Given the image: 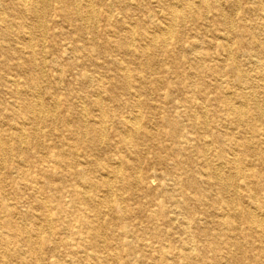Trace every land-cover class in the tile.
<instances>
[{
	"label": "bare ground",
	"instance_id": "obj_1",
	"mask_svg": "<svg viewBox=\"0 0 264 264\" xmlns=\"http://www.w3.org/2000/svg\"><path fill=\"white\" fill-rule=\"evenodd\" d=\"M114 1L120 8V21L124 22L131 16L128 8L123 6V0ZM183 1L190 10L196 5L193 0ZM5 3L0 0V51L12 57L17 73L0 72V84L7 86L13 98V103L6 108L9 129L2 125L0 128V264H130L124 252L136 258L138 249L148 252L144 256L151 264H181L182 261L183 264H223L224 254L231 256L233 261L239 255L233 253V247L236 244L235 223L241 220L264 241V218L258 216V210L264 208V199L262 202L259 196L264 192V185L252 182L255 174L246 173L247 168L242 164L250 157L251 165L261 162L264 170V152L260 155L264 145V109L253 89L257 77L251 79L244 75L245 54L230 55L227 70L239 83L247 79L253 91L238 89L233 96L216 84V95L211 99L212 91L200 79L190 85L192 94L185 95L188 90L183 84L176 85L168 77H154L157 74L154 66L160 62L154 64L157 54L153 49L157 48L161 34L150 31L149 22L143 18L131 23L128 36L121 23H116L113 31L118 40H110L104 47L109 56L107 63L115 68L121 95L108 91L110 81L98 89L93 86L88 95L66 93L63 102L68 108L59 111L55 104L60 97H54L52 106L45 103V94L50 92L56 96L58 91L53 87L54 90L49 91L41 87L49 80L43 70L46 57L40 60L35 55L32 38L25 36L32 25L25 20L28 16L47 17L40 4L57 3L66 21L72 23L77 37L82 39L85 31L79 22H92V3L87 2L86 11L81 8V0H11L9 5ZM164 4L171 22L165 30L161 28L162 35L166 41L174 37L176 43H180L182 40L174 28L182 12L170 7V2ZM108 8L110 16L115 5ZM11 9L24 20L18 27L10 20L15 16L10 13ZM251 11L257 12V9L247 8L243 14L249 15ZM245 22L246 18L241 17L242 25L234 32L237 44L246 48V53L255 51L252 56L258 59L257 68L264 72V39L261 38L264 26L256 23L253 29ZM135 26H139L138 31ZM93 36L96 45L93 55L88 54L86 46L79 48V52L86 51L88 62L101 69L104 66L96 62L98 36L95 32ZM55 47L54 41L50 47L52 54ZM120 51L138 64V85H133L125 67H118L110 60ZM198 58L194 59L199 64L196 70L203 72L204 77L209 70L216 76L215 83L224 77V70L220 73L216 67H207L203 57ZM214 60L211 56L210 61ZM50 61L55 64L59 59L54 57ZM172 63L174 67L169 71L178 75L175 71L178 58ZM6 65L0 63V66ZM160 66L167 70L164 65ZM79 79L82 85L93 84L88 74H80ZM260 86L264 90V84ZM118 97L121 99L116 105H111ZM235 98L244 101L236 103ZM75 104L78 107L71 108ZM214 106L216 110L210 111ZM219 112L223 113L220 117ZM208 114H212V122L207 120ZM41 125L49 131L45 133L52 140L47 147L37 137ZM28 126L32 127L31 133H28ZM236 130L244 136L241 141L236 139ZM260 137L262 142L254 143L253 140ZM161 139L169 144H162ZM156 140L161 144L157 145L158 150L167 153V156L156 154L168 173L160 176L161 199L145 210L144 216L151 225L139 227L131 222L134 212L129 201L139 188L149 189L152 183L142 176L139 163L132 162L130 156H140L141 148L152 147ZM215 145L219 152L213 154L210 147ZM201 147L205 149L199 150ZM239 151L244 155L241 160ZM32 153L34 159L30 160ZM217 161L229 169L226 176L222 165L215 163ZM45 163L52 170H45ZM32 169L37 171L38 179L43 180V187L33 186L41 181L32 178ZM237 177L244 181L246 192L240 191L241 186L235 182ZM54 181L58 184L54 185ZM8 182L13 183L16 190H22L24 182L27 183L33 196L20 203H31L42 209L38 220H33L37 217L29 211H20V203L13 201L20 192L12 193L11 197ZM27 221L31 223L26 224ZM204 221L212 228L203 229ZM162 222L174 232L164 231ZM223 239L229 250L221 247ZM246 259L252 264H262L258 256Z\"/></svg>",
	"mask_w": 264,
	"mask_h": 264
},
{
	"label": "rangeland",
	"instance_id": "obj_2",
	"mask_svg": "<svg viewBox=\"0 0 264 264\" xmlns=\"http://www.w3.org/2000/svg\"><path fill=\"white\" fill-rule=\"evenodd\" d=\"M4 1L6 2L5 5H9L11 3V0ZM89 1L90 3H92L93 20L90 23L83 21L79 22V24L85 31L82 39H79L77 37L72 23L66 21V19L62 15V12L58 8L57 3L45 5L43 4V6L41 5L42 3L40 4V8L46 11L47 17H44L42 15L40 17L28 16V19L25 20L27 24L32 25L31 29L26 30V32L29 31V34H26L25 36L26 38H32L35 55H37L40 60H43L46 57V62L44 64L45 68L43 67V65L42 67L44 68V73L46 74V76H48L49 80L47 83H42L41 87L43 90L48 89L47 91H49L50 89H57L58 91V94L56 96H52L50 92L48 94H45L44 99L47 106H52L53 103H55L54 97H60L61 99H59L58 102L56 101L55 105L58 106L59 111L66 110L68 108V105L63 102V95H65L66 93L74 92L82 95L81 92H83L84 95H88L90 94L93 86L95 89H98L100 88L99 86L107 85V83L110 81V85L107 86L108 91L110 90V92L114 93L117 92L116 94L121 95V91L118 89V83L115 77V68L107 63L109 60V56L108 54L106 55L104 46L108 45L107 42L110 40H118V37L114 34L113 31V27L116 25V23H118L119 25L121 23L125 31L124 34L128 36L130 33L129 27L131 23H136V20L138 18H143L149 22L150 31H153L154 33L159 35L161 34V37H159L158 39L157 48L155 50L153 49V51H155V53L157 54L154 64L156 65V62H160L159 64L164 65L168 70L165 71L163 70V66L156 65L154 66V68L157 71V74L155 73L154 77L160 79L168 77L169 79H172L176 85L183 84V86L185 87L184 89L186 91L188 90V92H185V95H189V93L192 94V92H189V90H191L190 85L193 83H197L201 79L205 81L208 90L212 91V93L210 94L211 99H214L216 95V84L221 85V89H223L227 94L233 96L238 89L247 90V88H250L251 91H253L254 89L258 101L261 107L264 109V90H262L260 86V84H264V81H260L261 79H264V77H261L264 72L257 68L259 64L258 59L252 56L253 54H256L255 51L250 50L248 53H246V48H240L238 46V39L234 34V32H236V30L238 29V26L242 25L241 17H245L247 21L245 22V24L251 28L253 27V29L256 27V23L258 25L264 26V12L262 11L264 10V0H193L195 1L196 5L192 8V10L187 7L186 3L183 0H165V2H161L159 0H123V6L128 8L127 12L131 15L130 17H128V19L124 20V22L120 21L122 17L118 12L120 8H118L119 5H116L114 0H105L104 3L100 2L99 0H81V8L83 9V11H86L85 7L87 2ZM167 2L171 3L170 7L182 12L181 14H179V18L177 21L178 23L174 28V30L177 31L179 38L182 40V42L180 43H176V39L174 37L167 39L166 41L165 37L162 35V31H164L168 23L171 22L170 12L164 4ZM111 4H114L115 8H113V10L111 11L112 14L108 16V7H110ZM247 8L257 9V12H252V10L249 15H244L243 11ZM11 12H13L12 9L10 10V13ZM10 20L16 25V27H18L21 22L24 21L16 14L15 16H12ZM37 25L38 27L42 25V28H38ZM135 28H137V31L139 30V26H135ZM161 28L164 30H161ZM92 32H95V34L98 36L97 44L99 45V49L96 54V62L104 66L101 69H99V67L96 68L92 64V62H88L89 59L86 58L87 54H84L86 53V51L83 52L82 50H80L79 52V48H81L82 46H86V49H88V54L93 55L92 53L96 45H94L92 41V38L94 37ZM41 36H43L42 39ZM261 38L264 39V31ZM54 41L56 43V47L55 49H52V51L54 52V54H52L50 52V47L52 43H54ZM198 49H200L201 51ZM26 51L28 50L26 49ZM228 51L230 53H228ZM232 54H234L235 56H240L243 54L246 55L243 57L244 75H249L251 79H253L254 76L257 77L256 81H254L256 83L255 88L252 89L253 86L250 83H246L247 79H245L243 83L237 82L234 77L235 75L228 72L227 68H229L230 66V55ZM199 56L203 57L202 61L207 67H216L217 71L219 72L224 70L225 72H220L223 75L225 74L224 77L219 78L217 83H215L213 80L214 78H216V76L212 74L210 70L206 75L207 77H204L205 74L203 72L196 70L197 68H199V64L194 61V59H197ZM211 56L214 57L216 61L214 60L211 62ZM54 57H58L59 63H51L50 59ZM176 58H178V63L175 66V71H178V75L174 73V71H169L174 67L172 61ZM110 60L115 62L118 67H125L130 74V79L133 85H138L136 79L140 77V74H138L139 68L138 64L132 62L134 59L131 60V56H127L125 55V53L120 51L114 53V60L111 57ZM137 62L140 63V61H136V63ZM0 63H7L6 66H0L1 73L8 75H14L17 73L15 68H13L15 63L12 60V57L7 56L6 53L4 54L2 51H0ZM164 71L166 73H164ZM78 73L83 75H90L93 79L92 86L82 85L79 79L80 74L77 75ZM55 76L57 77V80H55ZM181 79L182 82L180 81ZM196 90L197 92H200L199 88H197ZM7 93V86H5V84L3 83L0 84V112L2 114L0 115V128L2 125L4 129H9V127L7 126V121L5 119L7 114L6 108L13 103V98L9 95V93ZM120 99L121 97H118L116 100L113 99L111 101V105H116V103ZM243 101L244 100L241 101L240 99L235 98L236 103H241ZM248 102L252 103V100H249ZM75 105V107H69L77 108L78 105ZM209 109L210 111L216 110L215 106L210 107ZM220 115H223V113L219 112L218 117H220ZM201 120L204 119L201 118ZM207 120L209 122H212L214 120L212 114H208ZM51 126L52 128H54L53 123ZM40 128L41 130L37 135L38 140L45 143L47 147V144H52L50 135L48 136L45 133V131H49L42 129V125ZM32 131V127L28 126V133H31ZM239 131L240 130H236L238 134H236V139L241 141L244 136L241 137ZM261 138L262 137L254 139V143L258 141L260 144L262 142ZM116 141L117 140L114 139L113 142H115L116 144ZM159 142L163 144V142L165 141L161 139L159 140ZM159 142L158 140H156L154 141L152 147L141 148L142 153L140 156L129 155L132 162L137 161L139 163L142 171V176H144L147 181L152 183L150 184L151 188L149 189L139 188L137 194L129 201V206H132L131 208L134 212V216L131 218V222L134 221L133 223L139 227H146L151 225L149 220L144 216L145 210L151 208L155 201L161 199L160 176L162 174L166 175L168 173V168L162 164V161L159 162L157 158L156 153H159L162 156H167V153L158 150L157 145L160 144ZM165 143L169 144L168 142ZM202 148L203 150L205 149V147H201L199 150H202ZM259 148L261 149V146ZM214 151H216L217 153L219 152L218 146L215 145V147H210V152L213 153ZM263 152L264 145L263 149L260 150V155H263ZM239 154L240 155H238V158L241 160L244 155H242L240 151ZM32 156L33 153L29 157L30 160L34 159V157ZM251 161L252 159L250 157H247L246 162H242L243 166H246L247 168L246 173L255 174V178H251L252 182L264 185V170L261 168V162H256L254 164L252 163L251 165ZM215 163L218 165H222V168L224 169L223 173L226 176V174L229 172V169L225 165H223L221 161H217ZM47 166H49V164L45 163L43 166L45 170L47 168L48 170H52L51 166ZM31 176L35 180L39 177L35 169H32ZM38 180H40L41 182H39ZM38 180L37 181L39 182V184H33V186H37L39 188L43 187V180L41 178H39ZM235 182L236 184L241 186L240 191L242 190L243 192H246L244 181L237 177L235 178ZM57 184L58 182L54 181V185ZM16 188L17 187L13 183L8 182L7 190L10 191L9 194H11V197H13L12 193H15L16 191L20 192V194H17L16 192L17 197L16 199L13 198L14 202H24L28 199L30 200V197L33 196V193L27 187L26 182H24V184L22 185V190H16ZM260 194L261 195L259 196L261 198V201L263 202L264 192H261ZM41 196L42 195H40V197ZM10 203L12 204L11 200ZM18 207H20L19 209L23 213L29 211L32 215L37 217L33 220H38V216L41 214L40 211H42V209L39 210L35 205H31V203H20ZM258 216L260 218H264V208L258 210ZM30 223L31 222L29 221L26 222V224ZM160 225L164 231H170L172 229L168 227V224L164 222H162ZM202 227L203 229H209L211 226L210 224L208 225L207 221H204ZM235 228L236 244L233 247V253H238L239 255L236 256L233 261L231 260V256H226L227 254H224L225 256L223 255L222 257V263L252 264V262L248 261L246 258L251 259L254 256H258L262 258V264H264V241L260 240L258 236L259 234L254 232V230L244 220L235 223ZM171 231L174 232L173 230ZM44 232H46L45 229ZM221 247L223 249L227 248L229 250L226 240L223 239ZM137 251H139V254H137L138 256L136 258L128 257L126 252H124V258L130 264H151V262L147 260V257L144 256V254H147L148 252L144 251L143 253V251L140 249H138ZM181 264H183V261L181 262Z\"/></svg>",
	"mask_w": 264,
	"mask_h": 264
}]
</instances>
